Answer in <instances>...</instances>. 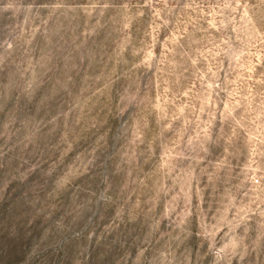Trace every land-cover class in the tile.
I'll use <instances>...</instances> for the list:
<instances>
[{"label":"rangeland","instance_id":"obj_1","mask_svg":"<svg viewBox=\"0 0 264 264\" xmlns=\"http://www.w3.org/2000/svg\"><path fill=\"white\" fill-rule=\"evenodd\" d=\"M0 264H264V0H0Z\"/></svg>","mask_w":264,"mask_h":264}]
</instances>
